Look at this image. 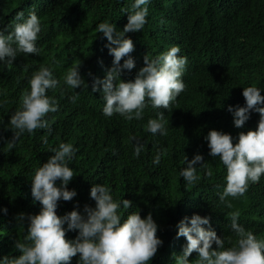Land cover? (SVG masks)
I'll return each mask as SVG.
<instances>
[{
	"label": "trees",
	"instance_id": "trees-1",
	"mask_svg": "<svg viewBox=\"0 0 264 264\" xmlns=\"http://www.w3.org/2000/svg\"><path fill=\"white\" fill-rule=\"evenodd\" d=\"M24 1L41 15L49 12L51 32L61 44L56 51L72 42L70 58L74 65L80 64L85 84L69 89L63 83L70 68L64 65L60 52L54 60L18 53L11 66L6 61L0 62V260L5 256L21 255L15 243L27 235L29 222H20L17 217L21 213L26 216L40 213L42 205L32 196V179L35 170L48 162L54 155L51 150L58 148L61 142L71 143L76 150L68 162L75 175L68 190H75L77 195L71 201L61 199L57 215L63 217L79 210L86 216L85 205L96 206L90 196L91 187L95 184L108 186L113 199L121 202V223L128 214L139 211L142 218L151 213L157 223V235L163 244L149 264H174V254H183L187 240L177 238L178 224L193 215L210 218V225L203 227H210L220 238H225V248L232 246L228 243L229 236L235 241L227 216L231 211L239 210V224L258 238H264V175L258 183H249L245 196L228 197L233 207L227 208L219 199L226 187V167L219 157L209 154L205 139L211 130H217L230 134L235 144L241 132L258 128L257 118L252 113L243 128H236L228 107H246L242 93L250 86V77L264 75V0H238L240 10L228 29L215 28L222 40L213 36L210 28L201 30L196 22L203 4L209 6L211 0H149L144 28L140 32L126 33V38H131L135 46L131 55L141 60L137 67L124 69L121 79L134 82L145 66V55L156 57L158 50L154 39L157 30L171 22L180 36L185 37L187 70L181 79L186 87L168 109H153L149 105L142 119L131 121L119 114L105 116L103 84L98 85L96 92L92 87L97 80L106 78L114 61V56L109 54V41L96 29L100 23L109 22L115 24L118 31H123L130 14L125 10H130L135 0H0V5L12 9ZM212 4L228 12L229 5L222 0H212ZM233 9L227 22L235 14ZM1 14L2 11L0 30H4ZM202 19L203 16L199 17ZM190 35H197L199 43L191 41ZM206 35L217 44L222 42L229 54L231 69L225 70L203 56V48L210 43ZM127 58L121 60V65ZM41 66L50 67L53 77L61 81L56 89L47 92L59 104L58 111L46 117L50 122L54 121L52 131L50 134L46 129L25 132L16 146L8 149L7 143L14 136L9 125L11 116L21 108V96L26 90L30 91L29 81ZM233 70L242 71V76ZM258 89L264 96V87ZM73 95H78L75 103L70 100ZM158 112H164L168 121L167 136L146 131L149 119L158 118ZM45 135L47 144L42 140ZM137 143L144 145L138 158L134 155ZM164 149L166 153L160 164H154L157 151ZM196 154L204 157L213 175L208 177L206 169L198 164L200 180L188 187L180 172L187 166L186 156L191 161ZM61 183L58 180L57 187ZM123 199L132 201V206L124 209ZM64 228L66 238L74 241L78 230H68L67 223ZM213 249L218 250L215 243ZM196 259L198 253L193 252L189 257L190 264ZM79 260L77 254L71 264H79Z\"/></svg>",
	"mask_w": 264,
	"mask_h": 264
},
{
	"label": "clouds",
	"instance_id": "clouds-1",
	"mask_svg": "<svg viewBox=\"0 0 264 264\" xmlns=\"http://www.w3.org/2000/svg\"><path fill=\"white\" fill-rule=\"evenodd\" d=\"M222 1L229 5L228 12L217 4H212L211 0L209 6L203 4V9L196 17L198 27L203 31L210 28L213 36L219 40L223 37L220 39L215 31L216 26L228 29L240 10L238 0ZM148 4L149 0H135L130 10H125L130 14L123 31H118L116 25L109 22L100 23L96 29L107 38L109 54L114 56L113 66L106 78L103 81L97 80L92 87V91L96 92L99 90L98 85L103 84V113L107 117L119 114L128 121L140 120L149 105L153 109H168L185 90L186 85L181 79L187 70L185 37L180 36L179 30L171 22L157 30L154 39L158 50L156 57L149 58L145 55V66L140 69L134 82L121 79L124 69L137 67L141 60L131 55L135 46L131 38H126V33L140 32L144 28ZM191 8L192 6L190 12ZM232 8H235L232 10L235 14L227 22ZM0 11L5 27L0 30V62L6 61L11 66L18 53L36 54L54 60L60 52L64 65L70 68L63 77V83L69 89L81 88L85 84L80 74V64L74 65L70 58L72 42L56 51L61 44L51 32L49 12L41 15L39 11L28 7L26 1L12 9L0 5ZM201 16L204 19L199 20ZM206 38L210 43L203 48V56L225 70L231 69V60L222 42L217 44L209 36L206 35ZM198 39L197 35H190L191 41L197 42ZM125 57L128 58L121 65V60ZM233 73L242 76V71L233 70ZM60 83V80L53 77V71L48 66H41L33 73L29 81L30 91L26 90L22 94L21 108L10 119L9 125L14 136L7 143L8 149H13L25 132L46 129L51 133L54 121L50 122L46 117L49 113H56L59 104L47 92L49 89H56ZM249 84L242 93L246 107L237 106L233 109L229 106L228 111L233 113L236 128H243L251 113L257 118L258 128L247 133L241 132L238 143L235 144L230 134L217 130H211L205 138L210 148L209 154L219 157L226 167V187L219 199L229 209L233 205L228 197L238 199L245 196L249 183H258L264 175V96L258 89L264 87V75L251 76ZM70 100L77 102L78 95L71 96ZM157 116L158 118L149 119L146 131L167 136L168 121L164 112H158ZM42 140L47 144V135ZM143 148L144 145L140 143L135 145V157L140 156ZM51 152L54 155L35 170L32 179V196L34 201L42 205L40 213L32 216L21 213L17 217L20 222H29L27 235L15 243V248L21 255L5 256L0 264H71L72 258L77 254L80 257L79 264H149L163 244L157 235V223L151 213L142 218L140 211L128 214L121 223V202L113 199L108 186L95 184L91 187L90 196L96 206L92 208L85 205L86 216L79 210H73L63 217L57 215L58 202L61 199L71 201L77 195L75 190H68V185L75 176L68 162L73 159L76 150L71 143L61 142ZM165 153L166 149L158 150L153 163L159 165ZM185 162L187 166L180 175L186 186L191 187L200 180L197 174L198 164L206 169L208 177H212V169L205 164L202 155L196 154L191 161L186 156ZM58 180L62 182L59 187ZM122 204L124 209H128L133 202L123 199ZM227 216L235 233L234 242L231 236L227 238L232 245L228 248H225V238H220L210 227H203L210 225V218L193 215L180 221L177 238H186L187 244L182 255L174 254V264H190L189 257L193 252L198 253L194 264H264V238H258L239 224V210L231 211ZM65 223L68 230H78L79 234L74 241L66 238ZM214 243L218 250L213 249Z\"/></svg>",
	"mask_w": 264,
	"mask_h": 264
}]
</instances>
